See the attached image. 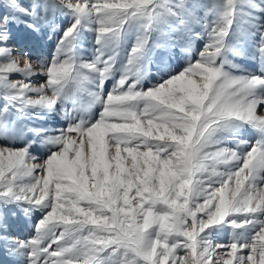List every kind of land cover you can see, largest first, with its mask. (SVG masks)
<instances>
[{
	"label": "snow or ice",
	"instance_id": "6c2138e0",
	"mask_svg": "<svg viewBox=\"0 0 264 264\" xmlns=\"http://www.w3.org/2000/svg\"><path fill=\"white\" fill-rule=\"evenodd\" d=\"M256 12L264 0H0V138L11 141L0 145V208L43 213L27 240L4 236L0 213V240L24 264H264V74L229 59L252 41L264 65ZM56 14L72 21L50 61L36 72L25 53L21 65L11 25L38 31ZM240 16L250 31H233ZM84 29L95 33L91 60L77 53ZM196 39L206 43L193 58ZM153 46H180L188 62L144 88ZM34 75L44 82L33 86ZM58 105L67 127L27 128L32 139L13 146L25 133L12 112L39 118ZM244 127L254 141L239 138ZM34 144L47 155H33Z\"/></svg>",
	"mask_w": 264,
	"mask_h": 264
},
{
	"label": "rangeland",
	"instance_id": "374dc122",
	"mask_svg": "<svg viewBox=\"0 0 264 264\" xmlns=\"http://www.w3.org/2000/svg\"><path fill=\"white\" fill-rule=\"evenodd\" d=\"M21 2L28 6L31 0H21ZM205 5H211L215 0H200ZM214 17L208 16V20L211 21ZM256 21L254 26H258L259 23H264V12H256L254 14ZM248 19L245 16L237 18L236 24L233 26V31L237 29H243L244 31H250L251 27L248 24H243L242 21ZM72 21V17L69 15L56 14L54 21L50 18L48 23H41L38 31H33L31 28L26 27L24 23L17 20L10 28V43L16 48L17 54L21 55V65L23 62V54L33 61V68L36 72L41 71L36 61H50L53 56L59 37L62 35L63 29L67 27ZM55 27V31L52 28ZM197 32L202 30V25H198L195 29ZM136 33L128 32L124 36L123 44L121 45V60L126 55L127 48L131 46ZM154 40H160L162 43L166 41L165 37H154ZM258 39V37H257ZM206 40L196 39L193 42L194 51L192 53L195 58V53L203 50ZM95 44V33L89 30H81L77 37V53L83 60L93 59ZM245 52L248 54H242L240 56H229V59L239 65L242 70L248 73L264 74V65L261 64L258 58L255 57L253 42L249 41L244 45ZM188 62V56L182 51L180 46L168 48L153 46L147 53L144 60V78L142 85L144 88H150L156 84L161 83L169 78V76L175 75L181 69H183ZM119 78V72L109 80L105 81V92L111 89L115 80ZM11 79L14 81L23 79L19 74H13ZM45 80L44 76L34 75L31 78L30 83L33 86H39ZM27 82V81H26ZM86 99V98H85ZM0 105H3V101L0 100ZM60 106H57V110L52 113H39V118H35L30 114H25L23 118H18V113L12 112L9 116L11 121H17V127L21 129L25 134H18V138L15 139L13 146L20 148L23 147L28 140L32 139L31 133H27V128H46L50 132L57 128L67 127L68 121L60 115ZM100 107L97 105L93 109V114H98ZM257 134L249 127H244L239 131V138L242 140L254 141ZM11 141L0 138V145ZM228 147H236V144L229 141ZM246 150V149H244ZM33 155L45 156L47 155L46 149L39 144H34L31 149ZM223 170V169H221ZM4 222L7 225L3 230V235L16 238L19 240H27L34 234V226L36 222L41 218L43 213L38 210H34L31 214L26 215L20 207L15 204H6L0 208ZM230 230L224 228L214 232V240L217 242H227ZM0 264H24L22 258L15 255L10 250V245L0 240Z\"/></svg>",
	"mask_w": 264,
	"mask_h": 264
}]
</instances>
